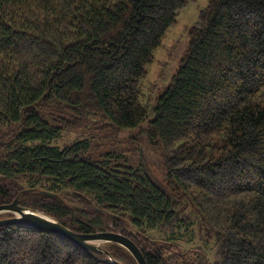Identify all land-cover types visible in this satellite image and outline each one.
<instances>
[{
  "label": "trees",
  "instance_id": "1",
  "mask_svg": "<svg viewBox=\"0 0 264 264\" xmlns=\"http://www.w3.org/2000/svg\"><path fill=\"white\" fill-rule=\"evenodd\" d=\"M189 1L0 0V204L126 235L147 264H264V0H208L145 121L146 65ZM102 247L0 226V264H137Z\"/></svg>",
  "mask_w": 264,
  "mask_h": 264
},
{
  "label": "rangeland",
  "instance_id": "2",
  "mask_svg": "<svg viewBox=\"0 0 264 264\" xmlns=\"http://www.w3.org/2000/svg\"><path fill=\"white\" fill-rule=\"evenodd\" d=\"M207 5L208 0L189 1V3L179 11L176 21L167 28L161 38L160 44L154 49L153 58L151 62L146 65L147 73L141 84L142 95L140 100L148 111L147 120L145 121L148 122L154 117V105L156 103V98L165 86L168 85L174 75L176 68L178 67L188 46L190 38L189 29L196 23L201 11H203ZM96 120L99 121V118H96ZM145 126L146 122L133 131H137L138 133L140 132V129ZM91 132L92 131L90 129H85L79 132H65L61 138L54 141V144L59 147H64L71 143L75 138H82ZM94 135L97 137V143L104 144V146H102L103 148H108V146H110L107 142L108 140L103 137V133H98V131L95 130ZM130 135H132V133H129L128 131L121 132L117 136L119 141L116 139L113 144L120 147V149L125 153H133L135 151L137 157L142 159L147 157L151 167L156 171L157 177L161 178L159 174L160 166L155 155L150 154L145 156V152L141 149L139 140H130L132 139L128 138Z\"/></svg>",
  "mask_w": 264,
  "mask_h": 264
},
{
  "label": "water",
  "instance_id": "3",
  "mask_svg": "<svg viewBox=\"0 0 264 264\" xmlns=\"http://www.w3.org/2000/svg\"><path fill=\"white\" fill-rule=\"evenodd\" d=\"M48 195L55 196L50 192H44ZM10 212L12 217L0 219V226L6 224L20 223L30 225L39 231L59 234L85 251L96 253H109L103 249L104 243H117L124 247L134 258L137 264H147L143 254L136 244L126 235L113 231H100L93 233H79L65 225L57 222L52 217L39 211L27 208L18 204L17 199L10 203L0 204V213ZM112 264H121L109 257Z\"/></svg>",
  "mask_w": 264,
  "mask_h": 264
}]
</instances>
